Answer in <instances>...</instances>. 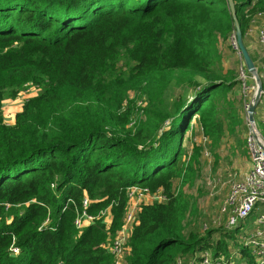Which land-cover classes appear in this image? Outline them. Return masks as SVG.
<instances>
[{"label": "trees", "instance_id": "obj_1", "mask_svg": "<svg viewBox=\"0 0 264 264\" xmlns=\"http://www.w3.org/2000/svg\"><path fill=\"white\" fill-rule=\"evenodd\" d=\"M234 2L250 53L246 12L264 0ZM234 32L228 0H0V264H113L108 246L132 186L163 189L169 201L142 207L128 264L207 249L256 264L241 228L186 223L197 208L183 189L203 150L183 145L192 121L212 147L243 123L229 97L239 81L220 49ZM27 84L38 96L6 125L3 102ZM86 197L98 219L79 231Z\"/></svg>", "mask_w": 264, "mask_h": 264}, {"label": "built area", "instance_id": "obj_2", "mask_svg": "<svg viewBox=\"0 0 264 264\" xmlns=\"http://www.w3.org/2000/svg\"><path fill=\"white\" fill-rule=\"evenodd\" d=\"M246 19L248 23L245 35L246 40L255 43L259 51V57L255 65L263 85L262 96L258 105H261L262 115L259 117L256 110L254 122L251 123L249 109L257 93V80L247 70L239 49L236 32H234L229 39V43L241 57L242 63L239 68V80L241 81L243 92L246 94L249 89L247 86L249 79L255 84V95L253 99L247 102L245 95L243 104L244 121L248 129L246 142L250 151L251 168L242 179L232 184L227 197L221 205L219 216L213 221V226L215 229H225L227 231H234L237 228H241L243 233L239 236V243L250 251L256 264H264V10H248L246 12ZM27 86L36 88L39 91L37 87L31 84H27L25 87ZM18 97L16 101L21 102L22 107L29 100L27 94H22ZM142 103L143 105L141 106L139 103V106L145 107L146 103L144 99ZM4 119L5 124L10 126L5 115ZM210 143L209 138L203 133L201 144L204 149L202 152L206 156H209L206 146ZM209 185L211 187L210 194L213 196L216 185H212V182ZM53 187L55 186L53 185ZM127 195L129 201L123 227L108 246V250L113 257V264H128L127 257L130 252L129 240L134 227L138 224L139 213L142 207L148 204L166 203L169 201V196L163 189H158L153 192L149 188L132 186L128 188ZM89 204L90 201L86 197L83 200V211L75 220L76 228L79 231L90 226L98 219L87 213ZM257 210L259 213L251 220V215L255 211L257 212ZM102 215L106 217L107 224L109 225L110 212L102 213ZM207 229L208 226L205 225L204 230L206 231ZM11 252L13 255H18L20 250L13 246ZM239 257L240 255L235 252H230L229 257L226 255L215 256L212 250L207 249L196 252L194 256H179L172 264H236ZM242 264L247 263L242 262Z\"/></svg>", "mask_w": 264, "mask_h": 264}, {"label": "rangeland", "instance_id": "obj_3", "mask_svg": "<svg viewBox=\"0 0 264 264\" xmlns=\"http://www.w3.org/2000/svg\"><path fill=\"white\" fill-rule=\"evenodd\" d=\"M220 49L225 70L235 72V77L239 81L238 85L230 92L229 97L237 107L243 123L237 126L234 132H226L220 145L212 147L210 143L206 146L209 156L204 155L203 152L201 153L196 166L198 169V176L193 184L187 185L183 189L197 208L195 215L190 216L186 222L187 229L197 230L201 233L205 232L203 230L205 225L208 226V229H215L213 221L219 216L221 205L227 197L232 184L242 179L251 166L250 151L246 142L248 129L244 121L243 104L245 95L247 102L253 99L255 95V84L249 79L247 84L249 89L245 94L241 87V81L239 80V68L242 63L240 55L237 54L229 41L223 40L220 44ZM124 63L125 61L121 62L120 65H124ZM31 89H33V91H31ZM180 92L181 90L173 88L171 89L170 95L173 99H176ZM22 94H27L28 99H31L38 96L39 91L36 88L27 86L22 89L18 96ZM192 94L193 90L189 89L186 96L191 97ZM18 96L16 99H7L3 102L2 111H4L5 118L8 122L14 120L15 113L22 107L20 104L21 102L19 103L16 101L19 98ZM142 101L143 99L138 100V106L139 103L141 106L143 105ZM256 110L260 117L262 115L261 105L258 106ZM195 118L191 124L193 129L186 133L183 142L189 155L192 154L193 148L196 145L202 143L203 133ZM210 182H212V185H216L213 196L210 194ZM180 185L181 182L176 181L175 187L177 191H179Z\"/></svg>", "mask_w": 264, "mask_h": 264}, {"label": "water", "instance_id": "obj_4", "mask_svg": "<svg viewBox=\"0 0 264 264\" xmlns=\"http://www.w3.org/2000/svg\"><path fill=\"white\" fill-rule=\"evenodd\" d=\"M228 1H229V6H230V9L232 12V16L234 19L237 41H238L239 49L242 53L243 60L246 64L248 72L250 74L254 75L256 77V80H257V93H256V96L253 100V104L251 105V107L249 109L250 121H251V123H253L254 122V114H255L256 109H257L259 102L261 100L263 85H262V82L258 76L256 65H255V63L251 57V54L249 53L248 49L246 48V46L244 44L242 32L240 29L239 19H238L237 12L235 9V2H234V0H228Z\"/></svg>", "mask_w": 264, "mask_h": 264}, {"label": "crops", "instance_id": "obj_5", "mask_svg": "<svg viewBox=\"0 0 264 264\" xmlns=\"http://www.w3.org/2000/svg\"><path fill=\"white\" fill-rule=\"evenodd\" d=\"M247 44H248V47H249V50H250V53L253 55V57L255 58V60L257 61V59H258V57H259V51H258V47H257V45L255 44V43H251V42H249V41H247ZM18 110V109H17ZM22 110V107H21V109L20 110H18L16 113H15V115H14V120L13 121H11V122H9L10 123V125H13L14 124V121H15V116H16V114L18 113V112H20ZM250 168H251V166H250ZM256 214L254 215V218H255V216H257V214L259 213V211L257 210V212H255Z\"/></svg>", "mask_w": 264, "mask_h": 264}]
</instances>
